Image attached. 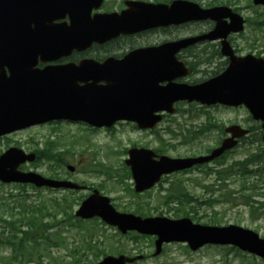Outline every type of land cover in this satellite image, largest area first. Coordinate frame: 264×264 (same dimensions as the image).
Segmentation results:
<instances>
[{
  "label": "water",
  "instance_id": "water-1",
  "mask_svg": "<svg viewBox=\"0 0 264 264\" xmlns=\"http://www.w3.org/2000/svg\"><path fill=\"white\" fill-rule=\"evenodd\" d=\"M263 5L264 0H252ZM100 0H18L7 5L0 0V51L8 48L41 51L43 57H60L73 49L83 50L92 43H101L120 33H132L157 24L158 18L171 21H193L211 19L214 28L208 33L188 37L180 41L186 47L201 39H221V49L229 56L227 68L220 74L201 83H176L173 79L187 70L175 62L173 55L165 60L150 55V49L131 51L121 59L107 58L102 63L86 60L79 65L63 66L31 71L25 68L16 79L18 87L5 85L0 79V136L31 125L51 120L84 121L90 125L111 126L117 120L135 121L140 128H153L161 119L158 111L172 113L176 101H197L211 105L221 103L228 106L243 104L264 128V59L251 54L234 55L226 37L244 28V19L225 5L202 8L191 1L176 0L167 5H150L135 2L134 6L120 15L109 13L91 16ZM14 15L9 20V14ZM69 14L70 22L51 23L53 18ZM20 18V19H19ZM228 19V21L226 20ZM27 21V25L21 24ZM34 27L29 28L28 23ZM22 28L25 37L15 36ZM16 38V39H15ZM9 39V40H8ZM16 40V42H15ZM9 43H14L10 44ZM174 43H166L157 49H176ZM139 57L152 59L139 62ZM13 75V74H12ZM36 77L35 79H33ZM160 81H167L161 86ZM231 136L223 139L220 146L207 155L185 158L156 157L147 148H130L126 164L130 166L135 190L150 188L159 178L176 170L201 164L232 148L247 130L237 125L225 129ZM264 141V134L262 136ZM34 153H25L9 147L0 155V181L31 183L37 187L79 188L67 180H56L35 171H22L18 167L33 161ZM73 170L72 166H68ZM77 217L88 219L99 217L103 222L116 226L122 233L136 230L139 233L156 235L155 252H161L164 242H186L196 250L206 243L232 244L243 251L264 258V238L256 232L237 225L208 226L193 223L189 218L170 219L165 216L141 217L117 211L105 195L94 190L77 210ZM141 256H105L95 264H124Z\"/></svg>",
  "mask_w": 264,
  "mask_h": 264
},
{
  "label": "rangeland",
  "instance_id": "rangeland-1",
  "mask_svg": "<svg viewBox=\"0 0 264 264\" xmlns=\"http://www.w3.org/2000/svg\"><path fill=\"white\" fill-rule=\"evenodd\" d=\"M193 1L203 7L226 4L239 9L249 23L234 35L238 51L264 58L263 6L254 5L252 0ZM207 25L197 27L203 29ZM178 112L186 116L168 117L152 131L136 129L132 122L116 123L110 130H90L81 122L55 121L0 137V153L14 145L40 155L36 161L23 164L24 170L87 186L71 191L0 182V264H89L107 254L119 253L143 256L127 264H264V258L230 245H206L193 251L186 243L170 242L163 244L160 254L153 255L155 236L122 234L98 218L79 225L73 220L72 225L63 221L65 206L61 203L58 208L56 201L68 197L72 213L92 190L88 188L94 187L109 196L119 211L172 219L189 216L206 225L234 224L264 238V143L260 123L242 106L206 107L193 103L179 106ZM231 124L252 129L233 150L206 165L164 176L148 191H134L124 163L128 148L145 146L170 157L204 154L218 145L225 135L223 128ZM68 166L74 170L70 172ZM229 167L230 172L223 171ZM76 197L80 201H75ZM39 207L47 208L53 216L42 218L40 212L34 211H39ZM31 220H41L45 230L31 228ZM22 231L30 241L25 257L18 250L16 256L11 245L2 243L11 237L17 248L24 235ZM45 233L49 234L52 246L44 249L43 243L31 242H43ZM86 241H90L92 248L84 245ZM97 248L101 251L94 254Z\"/></svg>",
  "mask_w": 264,
  "mask_h": 264
},
{
  "label": "flooded vegetation",
  "instance_id": "flooded-vegetation-1",
  "mask_svg": "<svg viewBox=\"0 0 264 264\" xmlns=\"http://www.w3.org/2000/svg\"><path fill=\"white\" fill-rule=\"evenodd\" d=\"M173 1L176 0H100L97 9H92L91 15L98 14L100 18L101 15L109 13H116L117 15H120L122 12L127 11L129 8L133 7L135 2H141L150 5L170 6ZM14 3L17 4L18 0H7V5H12ZM10 17L14 18L13 13L9 14L6 19L9 20ZM20 22L23 25H27V21L25 20H21ZM47 22L69 23L70 17L69 14L66 13L61 18H53ZM206 23H208V25L207 27H203V29H199L197 27L201 24ZM28 24L30 29L34 27L33 23L29 22ZM214 25L215 21L211 19L195 20L190 22H176L173 20L171 21L170 18H168L167 21L164 18H158L157 24L151 27H147L145 29L132 33H120L116 37H113L107 41L101 43H92L88 48L83 50L73 49L68 54L62 55L60 57H43L41 51L36 52L35 50H32L28 51V53L34 55L26 58V50L8 48L4 51V54L2 51H0V79H5V85L9 86L10 88H15L18 87L16 79L23 73L24 69L27 67H29L31 71H41L43 69H50L67 64L79 65L81 62H84L86 60H94L96 62L102 63L109 57H112L114 59H121L131 51L144 48H153L150 49V55L162 57L154 60H165L166 57H170L171 55H173V57L175 58V62L178 65L182 64L183 67L188 70L186 74L174 78L173 82H184L190 84L201 83L211 77L218 75L224 69H226L229 64L230 58L229 56L222 53L220 39L210 40L205 38L198 40L195 43L189 44L186 47H180V41L188 37L204 35L211 31ZM237 34L239 33H229L226 39L233 49V52L237 56H241L243 54L238 51L237 44L233 39L234 35ZM15 36L19 39H22L25 37V31H23L22 28H18L16 29ZM166 43H174L173 46L177 48L172 50L157 49L158 47ZM10 44L14 43L8 42V45ZM149 60L152 59L143 57H139L137 59V61L139 62ZM197 73L204 74V76L194 78L193 75ZM35 78L36 77H34L33 79ZM165 84H167V81L159 82V85L161 86ZM193 103L196 104V102H176L174 104L176 112L174 114L163 113L161 121L165 120L168 117H177L178 119L184 118L186 114L178 112L179 106L189 105ZM215 106L226 107L219 104H215ZM84 126L90 130L96 129L89 125ZM135 128L138 129L137 125H135ZM156 153L159 154L158 152ZM37 158L39 159L40 155H37ZM84 188L87 189V186H85ZM88 189H93V187H90Z\"/></svg>",
  "mask_w": 264,
  "mask_h": 264
},
{
  "label": "trees",
  "instance_id": "trees-1",
  "mask_svg": "<svg viewBox=\"0 0 264 264\" xmlns=\"http://www.w3.org/2000/svg\"><path fill=\"white\" fill-rule=\"evenodd\" d=\"M258 24H259V23H258ZM257 159H258V158H257ZM223 171H225V172H226V171H229V172H230V171H231V168L229 167V168H227V169H225V170H223ZM218 173H220V171H218ZM78 199H79V198H75V201H77ZM61 203H63V205L65 206L64 209H63V217H64V218H63V221L68 222L67 225H72V224H73V223L71 222L72 220L75 221V222H77L78 225H79L81 222H84V221L81 220V219L75 218L74 215L70 212V210H71V206L67 205V203H68V199H67L66 197H64V198L62 199L61 202H60V201H56V206H57L58 208H60V207H61V206H60ZM39 208H40V207H39ZM41 210H42L44 213H42ZM34 211H35V212H36V211H37V212H40L42 218L46 217V215H48V214H50L51 216H53V214H51V213L47 210V208H45V207L40 208L39 211H38L37 209H34ZM54 215L56 216L57 213L54 214ZM42 218H41V219H42ZM30 226H31V228L36 229V230H40V229L45 230V229H43V225L41 224V220H40V222H36V223H35L34 220H31V221H30ZM22 233H23V231H22ZM23 234H24V233H23ZM26 234H28V232H27ZM13 238H16V236H14ZM41 239H42L43 242H37V241H31V242H32L33 244H35V245H40V244L43 243V244L45 245V246L43 247L44 249H46V248L49 247V246H52V244H51V239H50L49 234L45 233ZM29 242H30V241L27 239L26 235L24 234L23 237L20 239L17 248H15V242H14L13 240H11V237H9V238L6 239V240H3L2 243H5V244H7V245H11V246L13 247L14 254H15L16 256L19 255L18 251H20V252H21L20 255H21L22 257H25V252L28 251V247H29V246H28V243H29ZM84 245H85L86 247L89 246V248H92V247H91V244H90V241H89V242L86 241ZM36 248H37V247H36ZM17 250H18V251H17ZM98 252H100V250H97V251L94 252V253L97 254ZM26 260H27V262L30 261L29 258H27Z\"/></svg>",
  "mask_w": 264,
  "mask_h": 264
}]
</instances>
